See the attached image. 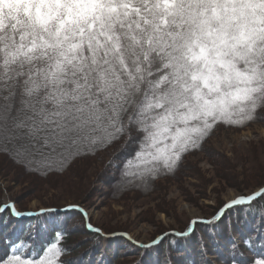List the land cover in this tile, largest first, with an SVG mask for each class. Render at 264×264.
I'll list each match as a JSON object with an SVG mask.
<instances>
[{
  "label": "snow or ice",
  "instance_id": "snow-or-ice-1",
  "mask_svg": "<svg viewBox=\"0 0 264 264\" xmlns=\"http://www.w3.org/2000/svg\"><path fill=\"white\" fill-rule=\"evenodd\" d=\"M17 95L27 97L20 103L40 123L59 129V143L65 132L106 118L103 142L111 144L126 131L121 114L133 108L128 125L143 133L134 159L172 171L217 121L250 120L264 102V0H0V107L6 113ZM262 194L264 188L232 199L214 218ZM63 235L57 231L38 259L13 254L0 264H70L60 260ZM26 246L23 240L13 245Z\"/></svg>",
  "mask_w": 264,
  "mask_h": 264
},
{
  "label": "trees",
  "instance_id": "trees-1",
  "mask_svg": "<svg viewBox=\"0 0 264 264\" xmlns=\"http://www.w3.org/2000/svg\"><path fill=\"white\" fill-rule=\"evenodd\" d=\"M3 95H8V93L5 92ZM22 98L27 99V97L17 95L13 100L8 101L13 105L10 112L6 113L3 107H0V123L5 125L0 128V157L8 159L12 167L19 169L27 176L35 175L45 182L59 181V177L65 176L64 174L69 172L73 166L80 164L79 162H98L102 159V154L107 153L108 160L110 159L108 164L110 168L115 169L114 174H111L109 178L119 188L118 194L135 193V191L147 192V189L160 176L164 177V175L178 171L182 159L192 152L198 151L209 138L207 135L199 148L182 154L177 166L172 171H168L160 165H142L134 159L136 152L140 150V138L143 133H138L135 125H128V116L134 111L133 108H129L128 112L121 114V121L124 123L126 131L111 144L105 145L103 142L106 137L104 128V125L107 124L106 118L102 119L100 126L93 123L83 130L65 132V139L59 143L57 142L60 139L59 129L55 125L40 123L41 117L20 103ZM263 115L264 102H261L253 113L252 119L244 120L239 124L225 123L223 120H219L214 128L220 126L226 129H243L252 122L258 121ZM237 118L233 114L232 119ZM19 121H24L26 126L15 128V124ZM34 121L37 131L29 134V128L33 126ZM129 133L133 137L131 141H128ZM93 138H96L95 143ZM46 139L48 140L47 144L45 143ZM126 141L128 142L127 147L121 149V145H124ZM130 160L132 161L131 166L126 167ZM151 167H159L160 170L155 173L146 170ZM123 185L124 187H122ZM261 186L263 184L257 188ZM130 188L133 190H129ZM2 203L0 200V208ZM263 205L264 194L228 210L229 216L237 212H240L241 215H234L235 220L231 222L234 230L230 229L218 237L212 229L216 230L222 222L225 225L229 222L227 213L218 221L210 224L196 223L194 231L190 233L169 234L148 248L137 245L122 235H114L118 231L106 233L91 222L89 223L93 228H98L101 232L97 233L95 230L88 229L85 218L77 208L62 211L68 205L37 208L32 211L34 214L24 219L11 215L10 210L6 209L0 212V258H7L9 255L15 254L24 259H38L39 255L43 254L42 249L52 242L56 232L63 231L64 235L60 246L65 251L60 260L69 261L70 264H115L116 260L123 257L120 256L119 247L124 249L132 247L134 254L142 253L144 255L147 253L148 255L158 252L155 257H151L147 261L142 255L133 262L123 260L127 264H215L214 260L219 262L217 264H255L256 261L264 260ZM40 209L46 211L41 213ZM248 210L251 211L248 212ZM20 211L25 212L26 210ZM244 212L245 217L242 216ZM249 215L255 218L263 217V219L261 222L258 219L252 220L247 217ZM188 225L189 222L186 229ZM200 231L204 232L206 236L199 241L197 237L202 233ZM77 232L80 235L84 233L85 237L81 240H74ZM194 239L198 240L197 244L193 241ZM22 240L30 246L19 250L15 249L13 245ZM169 243L180 254L162 252V247ZM207 256H211L213 260H208Z\"/></svg>",
  "mask_w": 264,
  "mask_h": 264
},
{
  "label": "rangeland",
  "instance_id": "rangeland-1",
  "mask_svg": "<svg viewBox=\"0 0 264 264\" xmlns=\"http://www.w3.org/2000/svg\"><path fill=\"white\" fill-rule=\"evenodd\" d=\"M208 135L198 151L182 159L178 171L160 176L147 192L118 194L119 188L109 178L115 169L110 168L107 153L102 154L98 162H79L65 176L59 177V181L51 182L35 175L27 176L12 167L8 159L0 157V200L3 202L0 209H9L12 215V205L16 211L26 210L22 213L52 205H68L67 208L78 205L86 223L91 222L106 233L118 231L141 245H150L169 234L190 233L196 223L218 221L234 207L214 218L225 203L252 195L264 187V115L243 129L213 127ZM261 184L263 186L257 188ZM235 214L241 215L240 212L228 214L226 225L222 222L216 230L212 229L217 237L234 230L231 222ZM242 214L246 216L245 212ZM250 215L247 217L252 220L261 222L263 219ZM198 236L200 241L206 235L202 232ZM84 237V233L77 232L74 240ZM130 249L119 247L123 257L115 264H127L123 260L133 262L140 255L147 261L158 254H134ZM174 249L169 243L161 250L180 254ZM207 258L213 260L211 256ZM214 263L219 262L214 260Z\"/></svg>",
  "mask_w": 264,
  "mask_h": 264
},
{
  "label": "bare ground",
  "instance_id": "bare-ground-1",
  "mask_svg": "<svg viewBox=\"0 0 264 264\" xmlns=\"http://www.w3.org/2000/svg\"><path fill=\"white\" fill-rule=\"evenodd\" d=\"M241 219V218H240Z\"/></svg>",
  "mask_w": 264,
  "mask_h": 264
},
{
  "label": "water",
  "instance_id": "water-1",
  "mask_svg": "<svg viewBox=\"0 0 264 264\" xmlns=\"http://www.w3.org/2000/svg\"><path fill=\"white\" fill-rule=\"evenodd\" d=\"M264 188V187H263Z\"/></svg>",
  "mask_w": 264,
  "mask_h": 264
}]
</instances>
